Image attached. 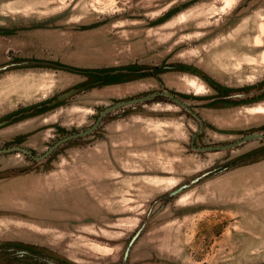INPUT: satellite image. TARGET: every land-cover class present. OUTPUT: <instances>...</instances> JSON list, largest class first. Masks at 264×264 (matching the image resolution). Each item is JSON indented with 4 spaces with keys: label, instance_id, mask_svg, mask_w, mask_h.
Returning <instances> with one entry per match:
<instances>
[{
    "label": "rangeland",
    "instance_id": "1",
    "mask_svg": "<svg viewBox=\"0 0 264 264\" xmlns=\"http://www.w3.org/2000/svg\"><path fill=\"white\" fill-rule=\"evenodd\" d=\"M160 91L202 130L159 97L0 154V264H264V140L193 148L264 133V0H0V148Z\"/></svg>",
    "mask_w": 264,
    "mask_h": 264
},
{
    "label": "water",
    "instance_id": "2",
    "mask_svg": "<svg viewBox=\"0 0 264 264\" xmlns=\"http://www.w3.org/2000/svg\"><path fill=\"white\" fill-rule=\"evenodd\" d=\"M69 95H71V93H66V94L60 96L56 101L60 102V101L64 100L65 98H67ZM159 97H164L167 100H170L174 104H176V105L180 106L181 108H183L184 110H186L189 114H191L198 121V123H199L198 132H200L202 130V127H203L202 119L191 109V106L187 101L183 100L182 98H180V97H178V96H176L170 92L160 91V92H154V93H150V94L141 95L139 97L130 98V99L120 101V102H117L111 106L106 107L105 109L100 111L95 123L93 125H91L88 129H86L84 131H80L78 133H74V134L65 136V137L59 139L49 149H47L42 155H34L27 148L21 147V146H15V145L11 146V147H6V148H0V154L12 153V152H21V153L27 155L29 158H31L36 163H40V162L46 160L61 145L65 144L67 142H70L72 140L78 139V138H84V137L89 136L90 134L94 133L102 124L103 118L105 116H107L108 114L115 112L117 110L126 108V107L135 106V105H139V104H142L145 102H149V101L157 99ZM235 97H239V95H236ZM52 103L54 104L55 101H53ZM5 123H6V121L1 122L0 126L4 125ZM193 138H194V136H193ZM255 140H264V133H258V132L252 133V134H249V135L242 137L238 141H235L233 143H229L226 145L199 147V148L193 147V148L199 152L230 150V149L236 148V147H238V146H240L246 142L255 141ZM202 176H205V175L203 174ZM202 176L191 181V184L196 183L200 178H202ZM188 186L189 185H183V186L178 187L175 191H173L171 193V195H176V194L180 193L181 191L186 189ZM138 234H139V232H137L133 236L131 243L136 239ZM24 253L26 254L27 252H25V251L17 252L18 255H22V256ZM47 263L48 264H56L52 261H47Z\"/></svg>",
    "mask_w": 264,
    "mask_h": 264
},
{
    "label": "flooded vegetation",
    "instance_id": "3",
    "mask_svg": "<svg viewBox=\"0 0 264 264\" xmlns=\"http://www.w3.org/2000/svg\"><path fill=\"white\" fill-rule=\"evenodd\" d=\"M96 132V131H95ZM81 139V138H78ZM12 153H21V152H12ZM6 154V153H5ZM23 154V153H22ZM25 155V154H24ZM27 156V155H26ZM28 157V156H27ZM29 158V157H28ZM31 159V158H30ZM32 160V159H31ZM33 161V160H32ZM35 162V161H34Z\"/></svg>",
    "mask_w": 264,
    "mask_h": 264
}]
</instances>
